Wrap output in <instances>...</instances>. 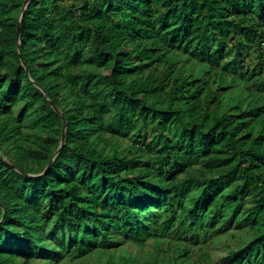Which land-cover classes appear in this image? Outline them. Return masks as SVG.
Wrapping results in <instances>:
<instances>
[{"label": "trees", "instance_id": "1", "mask_svg": "<svg viewBox=\"0 0 264 264\" xmlns=\"http://www.w3.org/2000/svg\"><path fill=\"white\" fill-rule=\"evenodd\" d=\"M25 1L0 0V264H264V0H30L18 42Z\"/></svg>", "mask_w": 264, "mask_h": 264}, {"label": "rangeland", "instance_id": "2", "mask_svg": "<svg viewBox=\"0 0 264 264\" xmlns=\"http://www.w3.org/2000/svg\"><path fill=\"white\" fill-rule=\"evenodd\" d=\"M229 55H231L232 57V51L229 52ZM245 66V69L247 67V65H249V61H245V63H243ZM251 64V62H250ZM240 68L238 66L234 67V71H238ZM244 69V70H245ZM243 70V69H241ZM243 70V71H244ZM152 135L153 132L150 131L148 132L144 142L145 143H150L151 139H152ZM131 138L134 137L132 136ZM136 142V139H135ZM137 144H140V142H136ZM232 229L230 228L227 231H224L223 233H221L219 236H217L213 241L207 243L205 245V250L207 252H209L210 257L215 260L217 258H219L220 256H222L223 254H225L227 245H233L235 246V244H237L242 238L247 237V235H245L244 230H237V235L236 237H233L232 234ZM226 241L227 244H225L224 242ZM123 248V249H121ZM114 250H109V253L112 251L113 252V259L114 261H117L118 256H120V254L124 253L123 250H126L127 252H139L140 255L142 257L146 258H150L152 257V255H154V247H153V242H149V243H145L143 245H140L138 247L133 246L131 244H122L121 246H117L116 248H112ZM195 255V254H194ZM197 256V255H196ZM158 258L160 259V261L165 259V255L163 253L158 255ZM108 259V254H103V252H101L100 250H96L90 254H87L86 256L80 257V258H76L73 261H70L72 264H107V260ZM65 262H69L68 258H66L64 260ZM160 264H172L169 261H162ZM174 264H193L191 261L185 262V263H174Z\"/></svg>", "mask_w": 264, "mask_h": 264}, {"label": "water", "instance_id": "3", "mask_svg": "<svg viewBox=\"0 0 264 264\" xmlns=\"http://www.w3.org/2000/svg\"><path fill=\"white\" fill-rule=\"evenodd\" d=\"M29 1H30V0H26V1H25L24 5H23V8H22V11H21V14H20V18H19V22H18V27H17V41H18V42H19V39H20V30H21V25H22L23 15H24L25 9H26V7H27ZM20 56H21V54H20ZM22 62H23V60H22ZM52 106L54 107V109H55L57 112H59L58 109H57L54 105H52ZM61 115H62V114H61ZM62 118H63V120H64L63 133H62V137H61L60 145H59L57 151L55 152V154L53 155V157L56 155V153L60 150V148H61V147L63 146V144H64V139H65V134H66V123H65V119H64V116H63V115H62ZM52 160H53V158H52ZM52 160L49 162V164H48V166L46 167V169L44 170V172H45V171L47 170V168L50 166ZM44 172H43V173H44Z\"/></svg>", "mask_w": 264, "mask_h": 264}]
</instances>
